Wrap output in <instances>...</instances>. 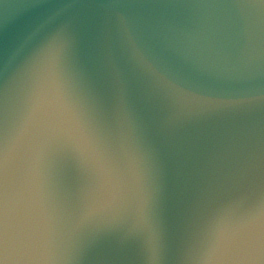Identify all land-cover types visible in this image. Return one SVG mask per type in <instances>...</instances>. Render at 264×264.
<instances>
[{"label": "water", "instance_id": "1", "mask_svg": "<svg viewBox=\"0 0 264 264\" xmlns=\"http://www.w3.org/2000/svg\"><path fill=\"white\" fill-rule=\"evenodd\" d=\"M44 3L0 0V129L11 142L17 124L42 105L23 163L30 175L34 173L46 210L50 264H96L98 256L117 249L142 264L141 254L152 252L153 240L156 264H215L210 252L217 219L226 214L231 225L250 207H259L264 183L257 178L209 195L188 196L171 170L161 168V162L170 166L171 161L159 117L183 114V104L147 96L131 77L144 132L116 111L101 74L90 66L82 76L73 58L56 43L34 50V41L12 59L8 49L30 31ZM244 48L245 40L234 28L222 27L194 41L185 56H173L171 63L181 86L198 96L225 95L245 85L264 89V47L250 69L240 67ZM249 72L250 80L238 79ZM54 97L88 133L93 153L81 147L73 121ZM190 107L195 111L198 106ZM202 116L205 126L217 130L251 125L257 151L264 145V108L245 115L208 111ZM18 202L13 182L10 226L15 224Z\"/></svg>", "mask_w": 264, "mask_h": 264}, {"label": "clouds", "instance_id": "2", "mask_svg": "<svg viewBox=\"0 0 264 264\" xmlns=\"http://www.w3.org/2000/svg\"><path fill=\"white\" fill-rule=\"evenodd\" d=\"M222 27L234 28L243 37L240 67L250 69L264 47V4L256 0H45L30 31L10 46L8 55L14 59L34 41V50L56 43L82 76L90 66L100 73L116 111L145 132L130 78L155 100L178 101L176 89L182 86L171 58L185 56L194 41ZM251 78V72L238 77ZM200 97L195 111L184 106L183 114L159 117L171 161L166 166L160 160L162 171L171 170L181 191L192 197L264 178V145L259 151L254 146V127L217 130L205 126L202 116L208 111L251 114L264 108V89L245 85L225 95ZM141 257L142 264H156L153 252ZM96 264H135V258L117 249L98 256Z\"/></svg>", "mask_w": 264, "mask_h": 264}, {"label": "snow or ice", "instance_id": "3", "mask_svg": "<svg viewBox=\"0 0 264 264\" xmlns=\"http://www.w3.org/2000/svg\"><path fill=\"white\" fill-rule=\"evenodd\" d=\"M256 2L264 4V0ZM176 95L184 106H195L203 100L180 86ZM54 102L73 121L84 151L93 153L88 133L59 99L54 97ZM41 111V104L33 107L17 124L11 142L0 129V264H50L46 210L34 173L30 175L23 163L26 143ZM261 181L264 183V178ZM13 182L18 187L19 202L15 224L10 226L9 195ZM215 233V246L210 252L215 264H264V202L259 207H250L231 225L226 214L222 215L216 221ZM152 252L157 256L154 240Z\"/></svg>", "mask_w": 264, "mask_h": 264}]
</instances>
